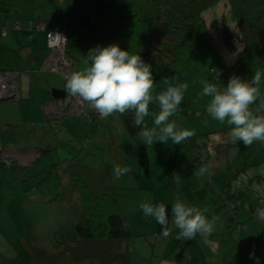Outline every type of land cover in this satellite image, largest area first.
I'll use <instances>...</instances> for the list:
<instances>
[{"label":"rangeland","instance_id":"rangeland-1","mask_svg":"<svg viewBox=\"0 0 264 264\" xmlns=\"http://www.w3.org/2000/svg\"><path fill=\"white\" fill-rule=\"evenodd\" d=\"M119 13L121 11L110 14L111 20L119 21L117 17ZM97 15L104 17L106 13ZM119 23L121 25V30L118 31L120 37L127 32V27L125 23L120 21ZM116 24L119 26L118 22ZM91 29L94 33V40H96V30ZM238 34V26L228 2L218 0L202 12L194 28L192 62L187 72L154 75V94L165 91L169 85L174 86L185 82L189 85L184 93L179 111L169 118L170 122L175 121L178 129L195 130V136L180 145L173 144L169 139L167 143L155 141L153 145L147 146L142 142L139 134L133 137L129 136L119 123L117 116L113 115L104 119L95 113L96 117L92 119L87 115L65 113L59 119L58 114L50 111L48 116L43 111V104L47 100L45 98L48 97L42 95L37 88L30 89L28 99L0 101V254L8 259L15 257L17 253L27 257L26 246L32 248L36 246L57 254L66 246H72L76 243L77 235L74 230V221L66 203L64 201L61 203L51 201L55 198L52 191L57 188L54 177L49 178V187H46V183L39 182V180L51 163L57 162L58 159L61 162L64 158L68 159L76 154L73 153L70 145L69 148L66 145L67 148L64 149L63 144L71 142L72 144L76 143L75 147H78L74 137L82 136L85 143L79 146L80 148L78 147V153L86 156L84 161L87 164L97 168H107L112 179L115 165L127 166L131 169L130 173L120 179H113V183L120 194L118 196L120 212L125 216V221L134 235L130 240V244L135 249L132 251L130 259L134 260L133 254L137 252L138 247L136 248V246L141 245L139 239L142 238L138 235L139 223L137 220L139 217L135 212L140 209V204L145 201L151 202L154 196H161L160 193L170 178V170L174 160L182 162L183 158H186L190 165L189 168H192L191 171L193 170V172L190 171L185 183V189L192 192L194 190L192 179L201 180L199 179L201 166L199 165V154L189 151L190 147H195V144L198 143L197 140L201 141L207 136H210L208 137L210 141L216 140L215 135H219L224 128L229 134L231 127H233L228 125L226 121L220 123L208 115L206 107L211 98L202 95V82L207 80L215 83L214 69H216L220 73L218 87L221 89L226 87L224 83L225 67L232 63L235 51L242 47ZM8 39L14 42L10 33ZM97 40L100 41L99 38ZM76 52L79 60L78 70H82L87 66L84 61L89 50L80 45ZM7 53L5 48L1 50L0 62L4 63L7 55L10 64H17L13 50L9 48V53ZM46 56L43 58L41 66L44 69H46L44 65ZM13 66L5 70L6 74L0 75V83L9 85L11 80L8 79L14 75L13 73L24 74L25 69L17 65ZM48 71L61 77L65 87V83L71 75L69 68H66L67 79L59 72ZM38 78L40 80V76L35 75L30 86L39 85V88L45 86V91L48 88L50 90L49 98H56L58 95L56 89L61 85L60 80L49 76L48 82H45L43 79L38 81ZM22 91L23 86L19 89L18 94L16 92L17 100ZM75 98L77 102H82L79 97ZM49 102L52 103V101ZM46 104L49 105L48 108H54L51 104ZM149 111L158 112V105L156 103L150 104ZM147 120L151 122L148 128L153 127V117L150 115ZM114 137L118 143L117 164H111L110 156V151L114 150L116 144ZM68 139L70 140L67 141ZM227 146L228 149L222 153L216 154L212 151L207 156V162L212 164L216 161L225 162L227 156L231 157L229 173L232 179L234 181L245 177L247 179L246 183L238 181L233 187V195L236 192H238V196L243 195V198L238 200L242 202L243 199H248L257 194L258 186L254 183L264 182V161L261 160V153L264 150H261L260 146L257 147L256 142L248 147L240 141L236 144L230 143ZM217 156L220 159H216ZM260 161L262 163L258 164ZM197 164L198 166H196ZM244 189L246 191L242 193ZM222 221V223L221 221L218 223L222 235L217 234L215 235L216 238L219 241H222V238L229 242L237 241V237L240 235L238 229L234 228L230 233L224 224L233 221L227 220L226 216L223 217ZM156 225V221L155 223L152 221L146 223L141 218V228L146 227V231L150 229V226L154 228ZM22 238L26 246L21 243ZM241 239L238 240V244ZM235 251L238 253V250Z\"/></svg>","mask_w":264,"mask_h":264},{"label":"trees","instance_id":"trees-1","mask_svg":"<svg viewBox=\"0 0 264 264\" xmlns=\"http://www.w3.org/2000/svg\"><path fill=\"white\" fill-rule=\"evenodd\" d=\"M216 1L218 0H94L93 8L100 13L116 11L124 13L127 27L125 33L127 51L130 54H139L144 62L150 64L154 76L169 72L177 74L187 72L192 62L194 28L202 12ZM225 1L228 2L236 20L238 37L242 43V47L235 51L232 63L225 67L224 83L227 86L232 76L250 80L257 70L264 72V0ZM29 22L26 24V29L44 33L46 56L48 53L46 31L29 27ZM16 23L12 24V28L19 29L20 25L16 27ZM55 26L66 35V28ZM49 27L53 26H46L47 29ZM119 30L121 27H116L115 31ZM66 41L67 60L69 69L72 70L75 66L69 56L67 36ZM261 91L264 93V85ZM59 94L56 98H51L52 102L56 100L65 109V113L70 114L69 106L74 103L75 97L66 91L61 97ZM82 104L84 106L82 115L94 119L96 112L90 110L86 102L82 101ZM113 116H117L119 123L129 136L138 135L141 131L139 127L133 125V111ZM144 123L148 126L151 122H148L146 117ZM74 139L79 146L85 143L82 136L74 137ZM88 141L90 143V140ZM114 142L115 148L110 151L111 164H117L118 143L115 137ZM197 142L195 147H190L189 151L198 153L200 160L205 161L208 156L205 146L207 141L204 138ZM66 145L68 148L70 145L73 153L76 154H73L71 158H64L61 162L58 159L57 162L51 163L39 182L42 181L46 183V187H49V178L54 177L57 188L52 191L55 200L51 201L66 203L74 221L76 243L54 254L36 246L33 248L26 246L22 238L21 243L27 247L28 256L24 257L17 253L15 257L8 259L0 254V264H127L132 252L130 240L134 235L118 207L120 194L113 183L114 180L107 168H97L87 164L84 161L86 156L78 153L79 146L75 147L76 143L66 142L63 144L64 149L67 148ZM187 174L180 162L174 160L170 178L163 188V199L160 202L168 208L169 221L172 201ZM174 176L178 177V183ZM160 232L161 227L157 223L154 233L161 237Z\"/></svg>","mask_w":264,"mask_h":264},{"label":"crops","instance_id":"crops-1","mask_svg":"<svg viewBox=\"0 0 264 264\" xmlns=\"http://www.w3.org/2000/svg\"><path fill=\"white\" fill-rule=\"evenodd\" d=\"M93 1L2 0L0 2V52L5 48L9 53V48H11L15 54L14 58L18 62L17 64H10L8 62L9 58L6 55L4 63L0 62V74L5 73V70H8L7 68L14 67L13 65L25 69V72L23 71L24 74L18 75L17 92H19L21 86H23V91L19 94L21 95L19 99H15L16 101L28 99L31 88L39 89L42 95H47L49 98V88L45 92V86L41 88L37 84L36 87L30 86L33 83L35 75L40 76V80L38 78V81H42L41 79H43L45 82H48L49 76L58 78L61 85L56 90L60 94L66 91L64 81L61 77L41 67L46 53L44 33L38 30L26 29V24L29 20L41 21L46 26L57 25L61 28H66L65 32L70 46L68 47L69 56L72 58L75 66L72 72L78 70L79 60L76 51L80 45H82V48L90 50L97 45L104 47L110 44H117L121 49L127 51L126 36L123 37L125 34L119 37L118 31H115L116 27H118L117 22L119 26H121L119 21L126 24L124 13L121 12L117 16L119 21L116 19L111 20L110 14L112 13H106L102 17L101 15H97L100 12H97L93 8ZM99 19L100 21L98 22ZM16 22L20 25L19 29L12 28V24ZM91 28L96 30V40H94V33ZM16 30L20 31L17 32ZM9 33L14 39V42L8 39ZM98 38L100 41L97 40ZM1 58L2 56H0ZM48 98H45L47 100H44L45 103L43 105L52 101L51 98ZM221 131L219 135H215L216 140L210 141V138L208 140L210 136L205 138L207 141L205 146L208 150V156L212 151L219 154L228 149L227 145L231 143L228 141V131L225 128ZM256 145H258L257 147L260 146L261 150H264V142L257 141ZM261 156L263 162L264 152L261 153ZM215 158L220 159L218 156ZM199 161V165L201 167H207L209 172L204 175L200 174L199 179L201 180L192 179L194 187L192 192L185 189V183L188 180L192 168H189L190 165L187 163L186 158H183V161L180 162L188 174L181 188L175 194L172 206L179 200L201 210L207 208L209 211L205 215L209 219L212 215L220 218L214 233L206 238L197 235L191 240L178 239L177 235L179 230L172 223L173 218L171 215L168 224L169 229H171V234L168 237H160L154 233L156 226L154 228L150 226L148 231L145 230L147 224H145L146 227L141 228V218L146 223L147 221L155 223L156 220L145 217L141 209H137L135 212L139 217L137 221L139 223L138 235L142 236L139 239L141 245L136 246V248L138 247L136 249L137 252L133 254L135 259L131 260L129 257L127 264H264V221H261L256 215L257 208H264V182L258 181L254 183V185L256 184L258 186L257 194L255 195L253 193L254 195L250 198L243 199L242 202H239L238 200L243 198V195L238 196V192L233 195L234 184L238 181L246 183L247 179L246 177L235 181L232 179L229 173L231 169V164L229 163L231 157L227 156V161L225 162L216 161L213 164L207 162V159L202 161L199 158ZM262 162L260 161L258 164ZM245 191L246 189L242 193H245ZM160 194L161 196H154L150 203L154 205L160 204L163 199L162 193ZM225 216L227 220L233 221L224 223L225 228L229 229L230 233L236 228L238 229V233H240L237 241L229 242L223 238L222 241H219L215 236L217 234L222 235L221 227H218V223L220 221L222 223L223 217ZM240 238L242 239L238 244L237 242ZM131 250H135L134 246L131 247ZM235 250H238V253ZM250 254H252L251 257Z\"/></svg>","mask_w":264,"mask_h":264},{"label":"clouds","instance_id":"clouds-1","mask_svg":"<svg viewBox=\"0 0 264 264\" xmlns=\"http://www.w3.org/2000/svg\"><path fill=\"white\" fill-rule=\"evenodd\" d=\"M55 40L67 42L59 33L55 35ZM84 63L87 65L85 68L74 71L67 79L65 89L69 95L86 102L89 109L101 118L133 111V125L141 129L139 135L147 146L155 141L167 143L169 139L173 144L180 145L195 136V130L178 129L175 121H169L180 109L189 87L186 82L169 85L165 91L154 94L152 66L144 62L139 54H130L117 44L97 45L90 49ZM214 80L215 83L202 82V95L211 98L206 107L208 115L215 121H226L233 126L228 141L233 144L240 141L246 147L257 141L264 142V93L261 91L264 72L257 70L250 80L232 76L227 86L221 89L218 87L220 73L214 69ZM152 103L158 105V112L149 111ZM150 115L154 126L148 128L144 122ZM130 172L129 167L117 164L113 167V179L118 180ZM207 172V167L200 168L201 175ZM174 178L178 183V177ZM140 209L145 217L154 218L160 225L161 236L171 234L165 204L154 205L145 201L140 204ZM208 211L207 208L201 210L177 200L171 207L172 223L179 230L177 238L191 240L197 235L211 236L220 218L212 215L209 219L205 215ZM256 215L264 221V208H257Z\"/></svg>","mask_w":264,"mask_h":264},{"label":"built area","instance_id":"built-area-1","mask_svg":"<svg viewBox=\"0 0 264 264\" xmlns=\"http://www.w3.org/2000/svg\"><path fill=\"white\" fill-rule=\"evenodd\" d=\"M16 27H19V24H15ZM29 27H35L40 30H45L46 31V42H47V48H48V53L46 56V60L44 62L45 68L48 70H53L55 72H59L64 75L66 78L67 71L66 68H69V62L67 60V54H66V47L65 43L63 41H57L55 40V35L59 33L62 37L66 38V35L64 32L58 30L56 26L49 27L48 29L46 28L45 24L42 22H33L30 21L28 24ZM51 34V36L49 35ZM66 56V57H65ZM65 57V58H64ZM70 73L72 74V70H70ZM6 74V73H5ZM14 75L10 77L9 79L12 80L17 76V73H13ZM1 75V74H0ZM8 79V80H9ZM67 79V78H66ZM0 95H11V96H16V88L13 84L9 85H4L3 83H0ZM51 106L54 108H48L49 105H44L43 111L45 112L46 115L49 116V112L53 111L56 114L61 117L65 113V109L62 106L55 105L53 102L49 103ZM81 106V107H80ZM70 114L76 113V114H82L84 113V107L82 102L79 103L77 102V99L75 98L74 103L69 106Z\"/></svg>","mask_w":264,"mask_h":264},{"label":"flooded vegetation","instance_id":"flooded-vegetation-1","mask_svg":"<svg viewBox=\"0 0 264 264\" xmlns=\"http://www.w3.org/2000/svg\"><path fill=\"white\" fill-rule=\"evenodd\" d=\"M66 57V56H65ZM10 80V79H9ZM10 84H13L14 86H15V88H18L17 86V84H18V75L14 78V79H12L11 80V83ZM53 103L57 106V105H61L60 103H58L56 100H54L53 101ZM84 107V106H83Z\"/></svg>","mask_w":264,"mask_h":264},{"label":"water","instance_id":"water-1","mask_svg":"<svg viewBox=\"0 0 264 264\" xmlns=\"http://www.w3.org/2000/svg\"><path fill=\"white\" fill-rule=\"evenodd\" d=\"M59 96H62V94H59ZM11 100H14V96L0 95V101H11Z\"/></svg>","mask_w":264,"mask_h":264},{"label":"bare ground","instance_id":"bare-ground-1","mask_svg":"<svg viewBox=\"0 0 264 264\" xmlns=\"http://www.w3.org/2000/svg\"><path fill=\"white\" fill-rule=\"evenodd\" d=\"M65 58V57H64ZM18 93V92H17ZM17 99L16 96H14V100Z\"/></svg>","mask_w":264,"mask_h":264}]
</instances>
